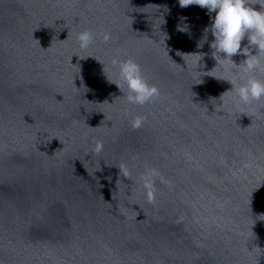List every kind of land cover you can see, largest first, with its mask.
<instances>
[{"label":"water","instance_id":"obj_1","mask_svg":"<svg viewBox=\"0 0 264 264\" xmlns=\"http://www.w3.org/2000/svg\"><path fill=\"white\" fill-rule=\"evenodd\" d=\"M214 15L178 0H0V264H264V97L238 103L240 70L213 58L210 32L198 47ZM128 58L158 99L127 102L113 61Z\"/></svg>","mask_w":264,"mask_h":264},{"label":"clouds","instance_id":"obj_2","mask_svg":"<svg viewBox=\"0 0 264 264\" xmlns=\"http://www.w3.org/2000/svg\"><path fill=\"white\" fill-rule=\"evenodd\" d=\"M178 3L181 8L198 5L207 9L209 14H215L211 18L210 26L204 30L205 36L198 47H202L203 43L207 41V33L210 32L214 37L210 48L216 54L212 55L213 58L217 63L226 61L232 68L240 70L239 74H233L232 79L228 80L232 86L231 89L235 91L238 103L249 104L252 101H260L264 97V80L256 78L253 74L264 75V0H255V2L254 0H178ZM256 4L260 5V10L253 7ZM97 35L104 42L110 40L108 32ZM245 38L255 50V54L241 48V42ZM93 39V33L87 29L77 34V41L82 49H86ZM220 53L224 54V58H221ZM237 54L246 56L239 66L231 59ZM196 55L202 59L203 54ZM113 63L118 66L119 77L127 89L126 99L129 104L143 106L159 98L158 88L147 82L139 64L134 60L128 58L123 61L114 60ZM115 85L120 90V86ZM227 93L228 91H225L221 96ZM145 119L143 116H135L131 121V126L140 128ZM102 150L103 142H97L93 151L99 154ZM122 174L127 177V170L124 169ZM158 176V170L146 169L142 177L149 203H155L154 178Z\"/></svg>","mask_w":264,"mask_h":264}]
</instances>
